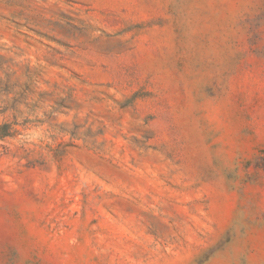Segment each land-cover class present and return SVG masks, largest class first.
Instances as JSON below:
<instances>
[{"label": "rangeland", "instance_id": "374dc122", "mask_svg": "<svg viewBox=\"0 0 264 264\" xmlns=\"http://www.w3.org/2000/svg\"><path fill=\"white\" fill-rule=\"evenodd\" d=\"M0 264H264V0H0Z\"/></svg>", "mask_w": 264, "mask_h": 264}]
</instances>
